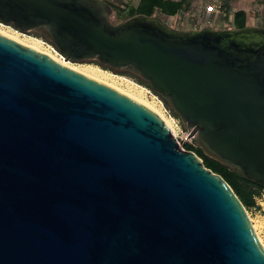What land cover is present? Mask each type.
Masks as SVG:
<instances>
[{
    "label": "water",
    "instance_id": "1",
    "mask_svg": "<svg viewBox=\"0 0 264 264\" xmlns=\"http://www.w3.org/2000/svg\"><path fill=\"white\" fill-rule=\"evenodd\" d=\"M68 60L139 75L264 187V26L182 30L102 0H0ZM0 264H264L247 208L155 111L0 32Z\"/></svg>",
    "mask_w": 264,
    "mask_h": 264
},
{
    "label": "rangeland",
    "instance_id": "2",
    "mask_svg": "<svg viewBox=\"0 0 264 264\" xmlns=\"http://www.w3.org/2000/svg\"><path fill=\"white\" fill-rule=\"evenodd\" d=\"M102 1L106 2L111 8V20L113 22H117L116 10H118L119 8L122 9L127 8V6L131 4L137 6L140 0H102ZM190 1H191V8L187 11L180 12L175 16H167L162 13H158L157 16L163 18L172 27L182 30L201 29L206 26H212L216 29L233 28L232 21H233L234 13L236 10L239 9H246L252 14L249 21V25L262 26L264 22V0H232L230 2L231 9L229 12L227 11L226 0H222V5H223L222 10L220 12H215L212 14L208 12V8L211 5V0H190ZM0 29L11 30L16 28L13 25H7L3 22H0ZM23 33L43 39L47 43V48L49 46V48L52 50L53 53H55L57 56L63 57L58 50L56 49L54 50L55 46L53 42L43 32L39 30H32L30 32H23ZM72 62L76 63L77 65L79 64L97 65L102 69L113 72L114 74L126 76L131 80H133L134 82H136L137 84L146 87L150 91L148 95L155 96L157 100L161 102L167 116L172 118L174 123L173 124L174 130L172 129L174 136L179 141H181L183 145L186 142H194V141H196L198 144L196 134L195 135L193 134V129L189 127L187 128L183 123V121L181 120V118L176 117L172 113V111L166 105L165 101L161 98V96L156 94L152 88L138 81L135 76L130 74L132 72L126 70L112 69L109 66H107L109 68H106L102 64L97 63V60H84V61H77V62L72 61ZM101 83L107 84L105 82H101ZM116 87H119L121 90L124 91L127 89L126 86L121 84H118ZM257 199H258V206L253 208H248L247 211L254 225V229L257 232L259 240L264 246V190Z\"/></svg>",
    "mask_w": 264,
    "mask_h": 264
},
{
    "label": "trees",
    "instance_id": "3",
    "mask_svg": "<svg viewBox=\"0 0 264 264\" xmlns=\"http://www.w3.org/2000/svg\"><path fill=\"white\" fill-rule=\"evenodd\" d=\"M226 0L227 11H230V2ZM223 6V5H222ZM191 8L190 0H140L138 5H128L127 8H119L116 10L117 22L124 21L138 14L154 16L162 13L167 16H175L180 12L187 11ZM252 14L246 9L236 10L233 17V28H243L249 25ZM264 26V22L263 25ZM97 63H100L97 61ZM101 64V63H100ZM104 66V65H103ZM106 68H109L105 66ZM137 78L138 81L151 88L149 83L135 73H130ZM158 94L156 91H154ZM159 95V94H158ZM161 96V95H160ZM162 98V97H161ZM172 113L180 118L177 113L169 105L168 101L162 98ZM184 148L196 152L203 160L206 167L212 169L215 173L222 175L232 186L237 195L240 197L246 208L258 206V197L261 195L264 187L249 179H246L238 169H234L225 163L209 156L196 141L186 142Z\"/></svg>",
    "mask_w": 264,
    "mask_h": 264
},
{
    "label": "bare ground",
    "instance_id": "4",
    "mask_svg": "<svg viewBox=\"0 0 264 264\" xmlns=\"http://www.w3.org/2000/svg\"><path fill=\"white\" fill-rule=\"evenodd\" d=\"M0 32L3 33L4 35H7L8 37H11L12 39H15L16 41L24 45L30 46L42 53L51 56L56 61L62 63L63 65H67L71 67L75 71L83 73L97 81L105 82L113 86L114 88L122 91L123 93L129 95L130 97L145 104L147 107L155 111L174 130V125H173L174 123L172 118L167 116L161 102L158 101L155 96L148 95L150 91L146 87L137 84L136 82H134L133 80H131L126 76L114 74L113 72L102 69L97 65H93V64L77 65L76 63L67 60L66 58L57 56L55 53L52 52L49 46L47 48V43L39 37L25 34L17 29H11V30L0 29ZM118 84L126 86L127 89L125 91L121 90L119 87H116Z\"/></svg>",
    "mask_w": 264,
    "mask_h": 264
},
{
    "label": "built area",
    "instance_id": "5",
    "mask_svg": "<svg viewBox=\"0 0 264 264\" xmlns=\"http://www.w3.org/2000/svg\"><path fill=\"white\" fill-rule=\"evenodd\" d=\"M222 8H223V6H222V0H211V5L209 6V8H208V12L210 13V14H212V13H215V12H220L221 10H222ZM58 50L56 47H54V50ZM59 51V50H58ZM60 52V51H59ZM61 53V52H60ZM62 55V54H61ZM63 56V55H62ZM63 57H65V56H63ZM66 58V57H65ZM178 125V124H177ZM179 141V140H178ZM180 142V144L182 145V146H184L182 143H181V141H179Z\"/></svg>",
    "mask_w": 264,
    "mask_h": 264
}]
</instances>
